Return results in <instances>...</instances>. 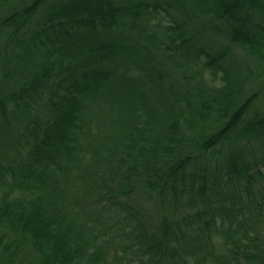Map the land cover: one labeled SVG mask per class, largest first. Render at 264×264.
<instances>
[{"label": "trees", "instance_id": "16d2710c", "mask_svg": "<svg viewBox=\"0 0 264 264\" xmlns=\"http://www.w3.org/2000/svg\"><path fill=\"white\" fill-rule=\"evenodd\" d=\"M259 77L264 0H0V264H264Z\"/></svg>", "mask_w": 264, "mask_h": 264}, {"label": "rangeland", "instance_id": "374dc122", "mask_svg": "<svg viewBox=\"0 0 264 264\" xmlns=\"http://www.w3.org/2000/svg\"><path fill=\"white\" fill-rule=\"evenodd\" d=\"M263 80H264L263 78L259 77V80L252 82L253 85L255 86V89H258V87H260V86L264 87V84L262 83ZM87 205H89V204H87ZM133 205H134V207L139 208L142 211L148 210L150 212L149 216H151L152 219H155V221L158 218V209L150 201H148L144 198H138V199L134 200ZM76 209L78 210L79 207L77 206ZM88 210L91 211V206H89ZM100 216H101V218H100ZM112 216H113V212L111 210H108V211L101 210L100 214H99V211L92 214L91 220H92V223L96 225V227H100L103 220H108V223L112 222V219H110V217H112ZM127 223L128 224H125L124 229L126 232H129V227H128L129 221H128V219H127ZM115 240L119 241V242H121V241L129 242V238L125 237L124 235H123V239L116 238ZM116 244L117 243L114 244V242H112V244L108 246V251H109L110 256H112L113 253L115 252V247L117 246Z\"/></svg>", "mask_w": 264, "mask_h": 264}]
</instances>
